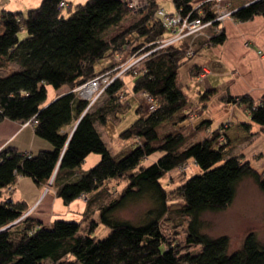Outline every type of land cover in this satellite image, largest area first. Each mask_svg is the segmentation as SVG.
<instances>
[{
    "label": "trees",
    "instance_id": "trees-1",
    "mask_svg": "<svg viewBox=\"0 0 264 264\" xmlns=\"http://www.w3.org/2000/svg\"><path fill=\"white\" fill-rule=\"evenodd\" d=\"M60 1L41 0L25 12L0 9V68L11 62L20 66L0 75V121L35 118V134L52 146L36 154L13 146L0 149V264H264V242L253 231L245 235L239 248L229 252L228 235L212 237L201 230L202 214L226 208L244 178H252L264 191V171L254 168L241 153L228 152L226 141L220 139L224 136L221 126L188 143V135L209 128V119L197 124L195 118L196 125L188 135L179 129L164 136L157 132L163 121L188 103L179 69L194 56L186 55V40L159 47L167 36V29L156 17L160 0H147L136 11L126 0H87L76 4L67 16L63 11L71 3L60 7ZM171 1L175 9L191 17L199 16L203 21L214 17L207 4L194 8L196 0ZM130 13H137L138 18L110 40L105 39L107 30ZM256 15H264V0H253L232 12L237 21ZM20 31H25V37H19ZM224 40L221 32L207 43ZM145 52L149 53L139 66L106 87L103 105L86 109L87 102L74 89L114 66L111 61L97 69V62L104 57L111 59L113 53L130 57ZM126 74L134 77L130 91L151 94L155 109L137 106L138 116L119 133L122 139L133 138L136 143L125 154L113 156L96 123L105 124L110 111L122 104V92L127 93ZM47 86L67 87V91L50 100ZM224 99L238 103L264 131V93L258 101L247 94ZM93 152L100 155L99 160L76 174ZM152 155L154 160L145 163ZM190 160L201 171L176 187L182 204L173 212L187 219L185 242L200 248L180 253L160 224L164 216L171 217V211L168 192L158 180ZM21 176L53 187L66 204L93 193L83 218L100 199L98 222L109 228L107 235L92 234L95 219L81 231V222L56 219L46 226L28 216L25 202L7 200L9 196L4 194ZM115 179H123L125 184L112 196L105 184ZM139 202L148 206L138 221L118 214Z\"/></svg>",
    "mask_w": 264,
    "mask_h": 264
},
{
    "label": "rangeland",
    "instance_id": "rangeland-1",
    "mask_svg": "<svg viewBox=\"0 0 264 264\" xmlns=\"http://www.w3.org/2000/svg\"><path fill=\"white\" fill-rule=\"evenodd\" d=\"M71 3V6L69 8L65 7L63 14L65 16L69 15L70 10L74 9V6L79 3H85L87 0H68ZM160 4L163 8L168 10L169 8L172 9V7L169 5V0H160ZM138 18V14H128L127 18H125L122 23H120L117 26H112V28L108 29L106 34L104 35V38L107 40H110L113 35L116 33H119L121 30L128 27L132 22H134ZM26 33L25 31L19 32V37L23 38L25 37ZM203 39V43L205 46H210L207 43V40L204 36L198 37ZM198 40V39H197ZM197 44V43H196ZM195 44V46H196ZM197 51H194V57L188 59L184 64L180 66L179 69V79L180 82L183 84V89L186 91V94L188 96V101L190 105H194L190 108L189 112L186 114L187 121L185 122L186 126H181V115H177L174 118L170 120H166L163 124H161L157 128V132L160 136H164L166 132L173 131L175 129L182 130L185 134H190L192 129L196 124L191 123L189 121V115L192 114L195 110L199 111L198 116H196L197 119L201 120L205 113L209 114V116H212L215 120L212 127H216L217 122L219 121L220 117L223 114H227L233 117H230L232 120L237 121V115H242L239 110H229V111H217L219 108H221V104L218 103V96H213L212 102L209 103V105L205 108L203 107V103L200 100V97H206L207 94H210V91H207L209 86V77H207V80L204 84H200L196 76L200 73L202 67H196L194 69L193 75L190 73V68L192 64L196 61L195 56L199 50V46L195 47ZM141 55V54H140ZM137 56H130L127 58L135 59ZM124 58V57H123ZM126 58V59H127ZM138 59V58H137ZM111 63V60L109 57H104L102 60L96 63V68L100 69L101 66L109 65ZM140 63H137V66H139ZM20 66L17 63L11 62L7 67L0 68V75H6L13 71L19 70ZM195 76V77H194ZM124 80L127 84V86H124V90L126 92H122L124 94V99L122 101V104H119L115 110L110 111V114L107 117V121L105 124H99L96 123L97 129L99 130L101 137L103 141L105 142L107 148L110 150L111 154L113 156H121L125 154L128 150L133 148V145L136 143V141L131 138L124 140L119 136V133L126 128L137 116L136 110L134 107L131 109V106L136 104H142L143 107L147 105V102L143 98L141 94L138 95H131L130 91V85L132 84V81L134 80V77L130 74H126L124 76ZM48 89V97H52L55 93V90L51 86H47ZM222 98L224 95L221 96ZM107 100L106 94L103 92L93 103L91 109L96 108L98 106L103 105ZM209 102V101H208ZM240 108V107H239ZM233 114V115H232ZM228 118L226 121L219 124L223 128L224 136L221 138L223 141L226 138V145L228 152L233 153H241L245 158H248L251 162V164L256 167L259 171H261L264 168V132L260 133L259 138L253 137V135L250 134V137H248L245 141L244 139L238 137L231 139H227L228 136H226V130L232 125V121ZM253 122V121H252ZM197 123V121L195 122ZM254 124L258 125L257 123L253 122ZM233 124H236L234 122ZM204 129V133L208 134L210 133ZM198 132H196L197 134ZM202 135V134H201ZM236 135V134H235ZM197 138H200V134H197V136H192L186 138L188 140V143L196 140ZM239 140V141H238ZM219 141V140H218ZM230 141V144H229ZM91 156L89 158H85V161L82 162L80 165L83 168H86L88 166V161L91 159L90 157H97L99 158L100 155L97 152L90 153ZM155 158V155H152L150 157H147L144 159L145 163H149L153 161ZM95 164V163H94ZM93 164V165H94ZM83 165V166H82ZM91 165V166H93ZM79 166V167H80ZM89 166V167H91ZM88 167V168H89ZM201 170L198 166L193 164L192 161H188L187 163H184L183 165L172 169L171 171L167 172L164 176H162L158 181L162 184L166 192H168V203H169V209L171 211V217L169 215L164 216L161 221V227L164 233L167 235L168 238L172 239L173 243L175 245H178V249L180 250V253H186V252H196L199 250L200 246L195 245H188L185 242V234H186V223L187 219L185 217H179L176 216V214L173 212L174 209H177L181 206L182 200L179 197V195L176 193V187L184 182L187 178L192 176L193 174L199 173ZM125 184V180L123 179H115L107 182L105 184L106 189L109 191V193L114 196L123 187ZM48 188V186H47ZM9 198L12 196L14 197V194L11 192L9 193ZM58 203L54 207V213L52 214V222L56 219H64L67 221H77L81 222V231H86L89 228L90 220L95 219L96 226H94V229L92 231V234L98 235L99 237H104L107 235L109 228L104 226L102 223L98 222V214L96 215L95 212H92L90 215L85 216L83 218V214H78L74 212H66L65 208L66 203L61 197H58ZM74 201V200H72ZM71 201V202H72ZM70 202V208L73 210H76L75 204ZM77 203V202H76ZM69 204V203H68ZM146 202H139L134 205H131L127 207L126 209H123L118 212V214L122 216H127L135 221H138V217L140 214L145 210L147 207ZM51 210V209H50ZM62 210V211H61ZM28 212V211H27ZM26 212V213H27ZM49 212V211H48ZM66 212V213H65ZM202 220H203V227L201 230L207 234H209L212 237L219 236L222 234H226L229 236L230 239V245H229V252H232L239 248L242 244V241L245 237V235L248 232L253 231L258 240L264 242V191H262L259 186L256 184V182L252 178H244L237 187L235 197L233 201L224 209L217 210V211H207L202 214ZM48 224V223H47ZM50 224V225H51Z\"/></svg>",
    "mask_w": 264,
    "mask_h": 264
},
{
    "label": "crops",
    "instance_id": "crops-1",
    "mask_svg": "<svg viewBox=\"0 0 264 264\" xmlns=\"http://www.w3.org/2000/svg\"><path fill=\"white\" fill-rule=\"evenodd\" d=\"M65 1L69 2L68 0ZM252 1L253 0H230L229 5L231 9L235 10L236 8L246 5ZM40 2L41 0H0V9L3 8L11 11L25 12L28 9L37 7ZM169 2L172 9L169 8L167 11L173 12L175 10L174 4L171 0H169ZM159 5L161 6L160 1ZM217 26L222 27V32L225 34V40L222 43L205 46L203 39L198 38L196 41V47L199 46V50L195 55L197 56L195 58L196 61L192 64L190 73L193 75V71L196 67L207 66L210 69V72L207 74V77L210 76L208 79L209 86L207 89V91H210V94H207L206 97H202V95L200 97L203 107L206 108L209 103L212 102L213 96H218V103L221 104V108L217 110L218 112L239 110L242 115L238 114L236 118L237 121H234L230 118L233 117L231 114L230 116L228 113L223 114L220 119H218L219 121L214 128L212 125L214 123L213 120L215 119L212 116H209V114L205 113L206 115H204L201 120H210V126L208 129L211 131L219 127V124L230 118L233 126H230L226 130V136H228L227 139L230 140V138L233 139V137H238L240 140V138L243 137L242 139L245 141L248 137H250V134L258 139L260 133L264 132L261 126L259 124H254L250 120L248 113L243 111L238 103L231 101L228 102L224 99V97L228 95L236 97L247 94L251 96L254 101H258L264 93V15H256L245 21H237L230 16L220 25L217 24ZM66 91L67 87L56 89L54 95L50 98L48 97V99L51 100ZM183 91L188 98L186 91L184 89ZM138 94L141 93L131 92L132 96ZM222 95H224L223 98L221 97ZM138 105H132L131 109L134 107L137 108ZM194 105H190L188 101V103L182 109L177 111L172 118L177 115L185 117L190 108ZM193 113H196V116H198L199 111L195 110ZM201 120L196 118L197 124ZM180 121L181 126H186V117L183 119L181 118ZM234 122H236V124H233ZM197 132V134H200V139L205 135L204 128L197 130ZM197 134L195 133L194 136H197ZM224 140L226 141V138ZM7 146H13L18 150L29 154H36L40 150H49L52 147L48 141L37 136L34 132L33 126L26 121L4 119L0 121V149ZM89 156L91 155L89 154L86 158H89ZM90 158L88 166L86 168L81 166L78 167L75 170L76 174L81 171L88 170L90 168L89 166L96 163L100 157ZM244 159L250 162L248 158L244 157ZM261 171H264V168ZM73 176L72 179L74 178ZM10 192L14 194V197L11 196L12 200L23 201L27 204L29 207L28 216L37 219L43 225L50 226L53 219V209L59 202L58 196H56L53 187L50 186L47 188V185L45 184L39 185L30 176H21L16 184L10 187L8 191L4 192V194L9 195ZM92 195L93 193L88 194L87 196L77 197L71 202L75 204L76 210H72L69 203L66 205L65 208L67 209H65V211L82 214L88 206V197H91ZM99 202L100 199L91 204L90 213L96 211L95 214H98L97 204Z\"/></svg>",
    "mask_w": 264,
    "mask_h": 264
},
{
    "label": "built area",
    "instance_id": "built-area-1",
    "mask_svg": "<svg viewBox=\"0 0 264 264\" xmlns=\"http://www.w3.org/2000/svg\"><path fill=\"white\" fill-rule=\"evenodd\" d=\"M126 1L128 7L134 11L143 8L147 3V0ZM229 1L230 0H196L194 2V8L207 4L209 5V9L214 13V17L207 21H203L199 16L191 17L190 13L183 14L181 9H175L173 12H169L165 8L159 7L156 11V17L160 21L161 25L167 29V36L162 39L159 47L166 46L177 41L186 40L188 42L186 55H193L198 37L204 36L208 42L211 37L222 32V27L217 26V24L220 25L223 23L225 19L232 16V12L234 11L230 8ZM66 4L67 2L62 0L60 1L59 6L64 7ZM148 53L149 52L142 53L135 59H129L121 53H113L110 59L114 63L113 67L92 77L74 89L77 96L87 102L86 109L93 105L96 99L105 91L106 87L114 79L117 77L122 78L128 69L137 66V63H141L143 58ZM209 72L210 69L207 66H203L200 73L196 76L197 81L200 84H204L207 80V74ZM141 95L147 102L148 110L153 111L155 109L154 97L148 92H143ZM195 118L196 113L189 115V121L191 123L195 122ZM26 122L33 125L37 122V120L32 118ZM206 130L208 131L209 129L207 128Z\"/></svg>",
    "mask_w": 264,
    "mask_h": 264
},
{
    "label": "water",
    "instance_id": "water-1",
    "mask_svg": "<svg viewBox=\"0 0 264 264\" xmlns=\"http://www.w3.org/2000/svg\"><path fill=\"white\" fill-rule=\"evenodd\" d=\"M7 200H11V198H8ZM12 224H13V223H11L10 225H12ZM10 225H8V226H10ZM8 226H7V227H8Z\"/></svg>",
    "mask_w": 264,
    "mask_h": 264
}]
</instances>
